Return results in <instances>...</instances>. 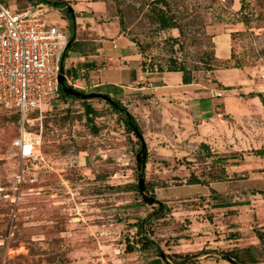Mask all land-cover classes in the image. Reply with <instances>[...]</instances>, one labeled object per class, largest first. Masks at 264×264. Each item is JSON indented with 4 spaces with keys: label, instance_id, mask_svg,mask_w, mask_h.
Listing matches in <instances>:
<instances>
[{
    "label": "rangeland",
    "instance_id": "374dc122",
    "mask_svg": "<svg viewBox=\"0 0 264 264\" xmlns=\"http://www.w3.org/2000/svg\"><path fill=\"white\" fill-rule=\"evenodd\" d=\"M50 1L64 3L54 7L52 19L64 25L69 38L65 8L72 10L75 37L85 44L86 55L123 36L131 44L125 39L120 47L132 46L138 53L135 43L145 48L140 58L148 70L168 68L176 59L200 69L194 74L210 87L216 88V81L204 69L209 65L214 70L256 67L260 72L254 74L264 80V0ZM3 2L18 7L38 3ZM157 8L181 27L182 36L177 28L158 27ZM222 33L231 38V58L215 61L213 37ZM66 58L63 65L70 76L72 63ZM80 81L74 77L71 82L80 86ZM134 88L129 98L116 99L126 113H117L102 98L59 94L47 102L27 126L39 144L37 157L26 161L23 174L12 144L20 135L17 116L0 108V264H165L200 251L207 254L194 264H233L221 254L231 251L242 262L252 254L264 259L257 239L264 234V206L261 227L245 207L253 204L247 195L255 192L227 189L219 195L233 202L217 205L214 192L204 187L264 178V119L246 118L239 130L223 138L221 130H211L202 146L193 141L186 99ZM88 106L94 114L86 113ZM127 115L138 134L126 127ZM142 142L146 148L137 160ZM140 179L153 204L142 200ZM194 179L199 183H191ZM136 226L160 251H140ZM128 244L135 249L131 253ZM251 245L258 249L246 251Z\"/></svg>",
    "mask_w": 264,
    "mask_h": 264
},
{
    "label": "crops",
    "instance_id": "0c3cea01",
    "mask_svg": "<svg viewBox=\"0 0 264 264\" xmlns=\"http://www.w3.org/2000/svg\"><path fill=\"white\" fill-rule=\"evenodd\" d=\"M121 37L122 40L117 38L110 45L102 44L99 46L96 50L97 54L94 53L93 56L86 55V50L83 52H68L69 56L66 59L72 64L69 69L71 75L67 76L71 81L74 77L77 81H80L78 79L80 76L83 77L80 81L82 84L80 86L75 84L74 87L107 94L112 98L122 100L123 98H129L134 93L136 89L134 85H136L140 91H159L162 93L160 97L165 95L168 98L173 96L179 100L186 99L185 104L189 107L186 109L188 115L186 120L194 132L193 141L198 144L206 143L205 145H207L208 138L205 135H208L211 130H221V138H223L231 130L233 132L235 129L239 130V125L244 124L242 122H245L244 119L246 118L263 121L264 82L262 81L264 80L261 78L262 75L259 78L257 74H254L256 71L260 72L256 67L243 69L228 67L208 71L214 75L216 88L201 83L195 74L194 81L191 84L184 85L179 72L143 71L140 53L132 46L131 48L120 47L119 43L125 42L126 39L123 36ZM213 38L215 57L220 61L229 60L231 58L230 36L222 33ZM126 40L130 43L128 39ZM85 57L88 60H85ZM65 72L67 74L66 69ZM82 85H86V87ZM175 103L178 104L176 101ZM230 140L236 143V136L232 134ZM220 182L217 181L212 184L213 188L204 186L206 191L209 189L210 194L214 192V196L218 199L215 200L217 205H228L233 202L229 198L219 195L220 192L227 191V189L232 191V189L239 188L241 191L242 189H248V191L255 192V194L249 195L250 192L247 195L252 199L253 204L245 207L250 208V217H252L251 213H254L256 222L261 227L262 224H259V221L261 220L260 212L262 206H264V178L250 177L238 179L234 182ZM224 194L229 195V191ZM238 199L240 198L238 197ZM245 199L246 197L242 196V200ZM251 247L258 249L254 245H251ZM259 250L264 254L262 245ZM256 253L258 254V251ZM253 264H264V259L261 260L256 257V263Z\"/></svg>",
    "mask_w": 264,
    "mask_h": 264
},
{
    "label": "built area",
    "instance_id": "2783aa9c",
    "mask_svg": "<svg viewBox=\"0 0 264 264\" xmlns=\"http://www.w3.org/2000/svg\"><path fill=\"white\" fill-rule=\"evenodd\" d=\"M3 1L0 0V108L17 116L20 135L12 144L23 174L26 161L37 157L39 144L27 131L32 114L42 113L46 103L57 97L60 74L67 85H75L63 66L69 35L64 25L52 19L54 7L43 3L18 7Z\"/></svg>",
    "mask_w": 264,
    "mask_h": 264
},
{
    "label": "trees",
    "instance_id": "16d2710c",
    "mask_svg": "<svg viewBox=\"0 0 264 264\" xmlns=\"http://www.w3.org/2000/svg\"><path fill=\"white\" fill-rule=\"evenodd\" d=\"M37 1H38V3L48 4V5H51L55 8H62L63 4H64L63 2H59V1H50V0H37ZM161 1L163 3V0H161ZM65 13H66L65 14L66 19L69 21V23L71 25L72 32H71L70 38L68 40L67 46L65 48L64 54H63V60L67 57V54L69 51H76V52L85 51L84 50L85 44H83L82 42L76 41L75 31H74L75 30V21H74V16H73L72 10L69 7H66ZM156 17H157L156 23H158V27L161 30L177 28L180 35L181 36L183 35L181 27L177 23L173 22L172 18L167 16L165 11L162 10L161 8H157ZM131 41L133 43H135L134 38H132ZM171 41L177 43V40L175 38L171 39ZM135 45H137V47L139 48L140 54L142 55L145 51V48L138 43H135ZM212 56H213V59L215 61H220L215 57L214 50L212 51ZM209 66H210V68H204V69H206L207 71L214 70L213 65H209ZM141 68L143 71H150V72L156 71L159 73H161V72H179V73H181V76H182L181 80H182V84H184V85L191 84L195 79V76H194L195 71L200 70L197 67H193L191 69V68L187 67L184 62H178L176 59L169 61V67L168 68L163 69L161 67H158L157 69L155 68L153 70L152 69L153 67H150V69L148 70V69H146L144 62H141ZM222 68H228V67L225 66ZM62 85L67 86L65 80L63 81ZM62 85L59 84L58 95L61 94V95H64V96L72 98V99H81L79 97H75L73 95H68V94L64 93L62 90ZM106 96L109 98L110 101H107V102L111 105V108L113 110H115L117 113H121V112L126 111L125 108L122 106V104L118 100L111 98L108 95H106ZM86 113L90 115V114H94V111H93V109H91L88 106V107H86ZM124 123L129 130H131L132 132H135V134H138L139 130L137 129V126H136L134 120L131 118V116L127 115L126 118L124 119ZM201 145L204 146L205 144H201ZM191 183L194 184V183H199V182L194 179L193 182H191ZM138 189H139V187H138ZM136 228H137V232L140 233L139 239H141V240H138L136 243L139 246L140 251H148L151 249L160 251L157 244H155L152 240H148V239L144 238V236L141 235V231H142L141 228H140V230H139L138 226H136ZM257 239L261 243L263 251H264V234H257ZM134 250L135 249L133 246H131L129 244L126 246V251L128 253H131ZM252 250H254V249H253V247L250 246V248H248L246 251L251 253ZM230 253L221 252L224 259H226V260L232 259L234 264H253V263H256V258L253 254L250 256L248 262H246V261L242 262L237 256L236 257L238 258V260L235 257L231 256ZM206 254H207V252L200 251V252H197L196 254H193V255L182 256V260L179 263L178 262H171V263L165 262V264H174V263L175 264H194V261H196V259H198L199 257L206 255ZM258 255H260V254H258ZM178 257L180 258V256H178ZM164 260H166V259H164Z\"/></svg>",
    "mask_w": 264,
    "mask_h": 264
},
{
    "label": "water",
    "instance_id": "95a60500",
    "mask_svg": "<svg viewBox=\"0 0 264 264\" xmlns=\"http://www.w3.org/2000/svg\"><path fill=\"white\" fill-rule=\"evenodd\" d=\"M58 82H59L60 85L63 84V76H62V74L59 75ZM62 90H63L64 93H66L68 95H73V96L79 97V98H81L83 100L84 99H92V98H102V99H104L106 101H110L109 98L106 96V94H101V93H84V92H81L79 90H76V89H73L71 87H67V86H64V85H62ZM145 148H146V146L142 142L141 148H140V152L137 154V160H139L140 153H142V152L144 153ZM143 165H144V162H142V166ZM138 187H139V191H140L141 196H142V200L144 202H146L147 204H153L154 203V199L151 198V197H148V196H146L144 194V183H143V180L142 179L139 180ZM229 261L233 263V260L232 259H229Z\"/></svg>",
    "mask_w": 264,
    "mask_h": 264
}]
</instances>
